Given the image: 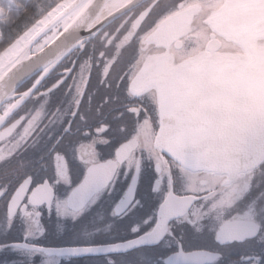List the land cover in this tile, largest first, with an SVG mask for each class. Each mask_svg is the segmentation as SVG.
I'll return each instance as SVG.
<instances>
[{"label": "snow or ice", "instance_id": "obj_1", "mask_svg": "<svg viewBox=\"0 0 264 264\" xmlns=\"http://www.w3.org/2000/svg\"><path fill=\"white\" fill-rule=\"evenodd\" d=\"M0 3V264H264V0Z\"/></svg>", "mask_w": 264, "mask_h": 264}, {"label": "trees", "instance_id": "obj_2", "mask_svg": "<svg viewBox=\"0 0 264 264\" xmlns=\"http://www.w3.org/2000/svg\"><path fill=\"white\" fill-rule=\"evenodd\" d=\"M5 0H0V3H4ZM18 3V0H13V11H12V16H16V10H15V5Z\"/></svg>", "mask_w": 264, "mask_h": 264}]
</instances>
